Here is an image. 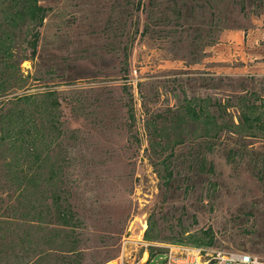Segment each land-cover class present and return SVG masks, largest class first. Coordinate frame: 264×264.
Here are the masks:
<instances>
[{
  "label": "rangeland",
  "instance_id": "374dc122",
  "mask_svg": "<svg viewBox=\"0 0 264 264\" xmlns=\"http://www.w3.org/2000/svg\"><path fill=\"white\" fill-rule=\"evenodd\" d=\"M149 1L39 0L37 25L31 0H0V80L24 77L8 98L36 97L56 172L22 195L21 141L0 144V264L60 263L54 225L31 223L36 190L50 203L57 188L79 215V264H165L178 247L264 261V10ZM257 29L258 55L218 58L226 31Z\"/></svg>",
  "mask_w": 264,
  "mask_h": 264
},
{
  "label": "trees",
  "instance_id": "16d2710c",
  "mask_svg": "<svg viewBox=\"0 0 264 264\" xmlns=\"http://www.w3.org/2000/svg\"><path fill=\"white\" fill-rule=\"evenodd\" d=\"M157 0H150V4H156ZM200 4L196 3L192 5L191 10H198L199 8H207L210 10H216L223 0H198ZM252 5L256 10H264V0H250ZM195 3V2H194ZM234 5H239L241 10H248V0H234L232 2ZM183 6H185L183 4ZM31 18L36 20L37 25L43 24L45 18V12L47 8L42 7L39 4V0H31ZM39 34V32H34ZM38 36V35H37ZM25 85V79L22 75L16 78V87H23ZM14 85L9 83L8 79L0 80V88L4 93H0V98H6L4 102L21 104L18 111L11 114L5 115L2 110H0V144L7 151L14 149L16 142L21 141V148L24 151L21 158H9V165L13 167L22 166L16 182L19 183L20 194L24 195L28 188L36 183H45L46 181H54L56 177V172L49 170L46 172L45 157L43 156L42 149L44 146H39L38 138L42 137L39 133L43 129L40 121L37 123L34 119L35 114L31 111V105L36 99L33 94H21L14 96L9 99V90L14 89ZM15 87V88H16ZM2 103V102H0ZM13 111V110H11ZM42 117V114L39 115ZM39 118V119H40ZM18 121V123H17ZM16 124H19L18 126ZM54 130H56L59 135L62 134L58 123L52 124ZM39 134V135H38ZM44 139V138H42ZM40 140V139H39ZM45 140V139H44ZM42 141V140H41ZM22 186L24 188H22ZM38 199L31 200V217L33 218L31 223L36 225L37 228L43 229L44 225H54L55 233L52 237L60 239L63 245V250H60V263L59 264H79V259L82 258V252L77 248L76 240L74 236L76 227L79 223V215L74 210V207L69 202L67 192L62 191L57 188L54 192L49 195L50 203L46 201L47 190L39 189L36 190ZM41 200V201H40ZM27 215L26 213L23 216ZM50 218V222H46L47 218ZM39 228V229H40ZM3 238L7 240V237H0V249L3 247ZM196 244H203L199 239L195 241ZM204 244L212 245L213 238H210L208 242ZM8 247L12 246V241L8 242Z\"/></svg>",
  "mask_w": 264,
  "mask_h": 264
},
{
  "label": "built area",
  "instance_id": "2783aa9c",
  "mask_svg": "<svg viewBox=\"0 0 264 264\" xmlns=\"http://www.w3.org/2000/svg\"><path fill=\"white\" fill-rule=\"evenodd\" d=\"M165 264H264L259 257L248 253L225 255L218 251H206L201 248L172 249L164 256Z\"/></svg>",
  "mask_w": 264,
  "mask_h": 264
},
{
  "label": "crops",
  "instance_id": "0c3cea01",
  "mask_svg": "<svg viewBox=\"0 0 264 264\" xmlns=\"http://www.w3.org/2000/svg\"><path fill=\"white\" fill-rule=\"evenodd\" d=\"M260 37L259 30L253 33H247L245 30L226 31L221 39L225 44L220 43L217 45L218 58L224 57L232 61L237 56H241V58L247 60L251 59L252 55H258L252 50V47H254Z\"/></svg>",
  "mask_w": 264,
  "mask_h": 264
}]
</instances>
